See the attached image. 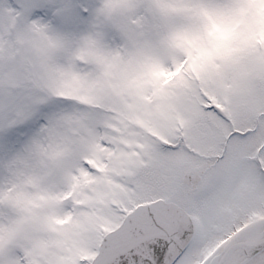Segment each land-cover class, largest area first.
I'll list each match as a JSON object with an SVG mask.
<instances>
[{"label":"snow or ice","instance_id":"1","mask_svg":"<svg viewBox=\"0 0 264 264\" xmlns=\"http://www.w3.org/2000/svg\"><path fill=\"white\" fill-rule=\"evenodd\" d=\"M0 264H264V0H0Z\"/></svg>","mask_w":264,"mask_h":264}]
</instances>
